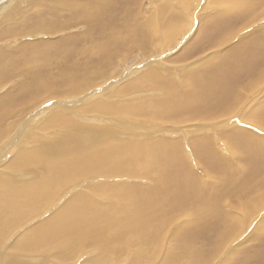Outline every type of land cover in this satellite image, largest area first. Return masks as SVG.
<instances>
[{
    "label": "rangeland",
    "instance_id": "obj_1",
    "mask_svg": "<svg viewBox=\"0 0 264 264\" xmlns=\"http://www.w3.org/2000/svg\"><path fill=\"white\" fill-rule=\"evenodd\" d=\"M49 1H55V5H50ZM226 1L0 0V71L8 69L7 74L3 76L5 80L0 83V97L7 99L6 107L9 106L10 109L9 121L0 122V173L10 177L13 174L12 177H18L20 182H33L36 178H46L47 165L51 159L64 158L73 153L83 157L86 153L92 154L93 150L111 144V141H117L118 144H136L137 148L138 143L155 144L157 139L171 143L163 151L152 172L86 174L82 177L83 180L80 177V181L75 179L78 182L72 180L71 185L66 183L67 188L59 189L57 195H52V200L55 197L53 201L25 213L19 220H12L7 229L0 233V264H90V261L101 253L100 246L95 242L91 243L92 246L88 242L84 247L71 251L68 256H63V251L57 249L60 247L54 242L43 245L45 248L38 246L28 251L25 249V238L37 224L60 209L74 193H87L94 201L111 206L112 201L116 204L120 199L115 195L116 190L124 186L138 185L142 189H137L146 193L147 203L167 201L171 196H175V193L162 187L165 183L170 186L175 178L190 186V193L194 191L201 194L203 201L210 202L215 198L216 204L204 207L205 213L203 209L176 207L172 211L174 216L169 217L171 222L164 219L161 223L165 224L162 230L154 225L158 236L151 241L148 252L139 254L137 251L141 250L143 245L130 243L124 246L125 251L118 256L112 255L107 264H264V204L263 200L258 202L259 196L264 195V184L256 189L247 186L253 174L257 173L254 170V167H257V157L264 163V126L258 127L250 122L259 121L258 117L264 106V77L260 75L264 72V66L259 67L255 73L251 71L250 77L243 80L245 65L249 63L251 54L264 48V19L247 24L248 21L243 18L239 25L236 20L228 21L226 26H235L233 31L223 43L211 44L217 33L215 27L223 25L227 16L237 12L224 10L227 8ZM236 1L242 6L247 5L252 15L257 12L255 8L259 0ZM64 2L68 3L67 6ZM125 3L128 7L135 8L133 12L137 13L134 12V21L141 23L152 17V26L148 27L150 30L147 33H144L147 27H136L133 36L126 40L122 38V42L126 41L123 43V49L118 41V37L122 36L121 32L115 34L114 28L108 27L105 17L112 15L114 23L120 26L119 18ZM80 6L85 9L82 13L77 11ZM118 11L120 14L116 15ZM85 16H90L89 20L85 19ZM200 30L206 34L202 31L200 33ZM85 33L90 35L87 41L82 38ZM75 37L76 40L71 39ZM30 43H39L35 46L40 50L29 59L27 50ZM101 56H106L107 59L101 60ZM244 56H247V59L241 63ZM197 59L198 61H195ZM75 61L80 65L78 73L83 78L79 79V83L87 82L84 90L64 93L66 87L72 86L73 82L68 78L60 79L58 83H50L55 88L49 98L30 106L32 81L30 80L31 83L27 87L25 85L31 75L34 76L31 79L36 80L38 67L45 68L44 71H39V74L46 75L47 79L61 78L62 71L68 67L74 68L72 63ZM240 63L243 68L237 69V78L242 83L238 88L241 91L249 90L248 96L240 103V109L237 110L240 112L235 111L223 116L225 111L233 108L230 100L224 103L225 107H217L208 87L212 84H224L232 73L225 70ZM198 71L205 72L201 82L188 81L189 77ZM60 73L61 75H58ZM67 75L74 77L69 71ZM140 79L141 82L150 84L137 85ZM194 89H197L196 101L191 103L189 119H182L180 123L154 122L138 115H130L128 111H120V107L134 108L141 100H152L150 103L164 101L166 104L172 97L174 100H183L189 92L193 94ZM56 93L64 94L55 95ZM236 93L237 90H233L230 96H227L232 99ZM181 103L179 105L184 109ZM171 116L176 119L178 117L176 104L173 105ZM208 116H216L217 119L210 123L202 122ZM54 118L58 119L53 121ZM194 120L199 124H195ZM200 125L207 127L206 130L199 129ZM79 128L99 139L91 137L92 140L80 144L79 148H67L70 139L79 133ZM200 137L209 141V154L205 157L202 151L205 152L208 143L205 145L203 140L196 145L194 142ZM50 143L60 149L53 154L42 151L45 145ZM36 148L39 153L45 154L36 167L13 169L7 165L18 151H32ZM209 149L214 150L213 154ZM175 150L180 155L179 167H173V164L166 160ZM211 155H214L215 166L219 168L214 167L212 161L205 159ZM204 160L208 164H203ZM220 164H225L227 169L222 171ZM261 167V171L264 170ZM217 173L222 181L232 176L231 181L241 182L242 190L239 193H231V190L225 192L223 182H218L217 177L214 178ZM101 185L108 187L104 186L103 191V188L97 187ZM116 185L119 186L116 188ZM177 186L178 184H175V188ZM252 198L253 202L260 205H254L256 212L250 214L243 227L231 221L234 208L243 206ZM211 208L214 212H211ZM227 231L242 232L234 239L223 241ZM130 236L134 237L136 234ZM176 250H189L186 260L185 256L180 255L172 259L171 254Z\"/></svg>",
    "mask_w": 264,
    "mask_h": 264
},
{
    "label": "bare ground",
    "instance_id": "obj_2",
    "mask_svg": "<svg viewBox=\"0 0 264 264\" xmlns=\"http://www.w3.org/2000/svg\"><path fill=\"white\" fill-rule=\"evenodd\" d=\"M212 1H215V0H212ZM219 1L222 3V1H224V0H219ZM250 1H253V0H250ZM66 2H64V4H66V6H67L68 3H66ZM69 2H70V4L72 3V1H69ZM226 2H227L226 3L227 8L225 7L224 10H227V11L236 10L237 12H235V13L233 12V14H231L230 16H227L224 19L223 25H219V26L215 27V31H217V33H216L215 39L212 42L210 41L211 44L223 43V41L228 37V34L233 31L235 26H233V25L232 26H226L228 21L233 22L234 20H236L237 25H239L242 22L243 18H246V20L248 21L247 24L257 23L258 19L259 20H262V18L264 19V0H259V3L257 4V7L255 8L257 12L255 14L253 12V15L250 12L247 5L242 6V4L237 2L236 0H227ZM49 3H50V5H55V1H49ZM184 3H186V2H184ZM37 4H38V2H37ZM83 5H85V4L83 3ZM130 6H132V5H130ZM187 6H188V4H187ZM80 7L81 8H77V11L82 13V11H84L85 9L83 6H80ZM138 7H139V5H138ZM223 8H224V6H223ZM42 9H44V8H42ZM134 9L131 7H128V5L126 3L124 4V6L121 10V17L119 18V21H121L120 26H117L114 23V17L112 15L109 14V15H106V17H105L106 18L105 21H107L108 27L114 28L113 30H114L115 34L118 35L119 32H121L122 36H121V38L118 37V41H120V45L122 46L123 49H124L123 43L126 41L122 42V38H124V40H126L129 37L133 36L135 33V30H136L135 29L136 27H139V26H140L139 28H142L143 26L147 27V31L144 30V33H147L150 30V29H148V27L152 26V22H151L152 17L148 21L147 20H145L143 22L140 21L141 23H138L136 20L134 21L133 17L137 13L134 11L135 12V14H134V12H133ZM42 12L44 13V11H42ZM115 14L116 15L120 14V11H118ZM219 16H221V15H219ZM223 16H225V15L223 14ZM89 18H90V16H85V19L89 20ZM99 22H100V20H99ZM148 22H151V23H148ZM148 24H150V25H148ZM123 25H125V26H123ZM115 26H117L116 29H115ZM57 27L60 28L61 26L57 25ZM165 28L167 31V27H165ZM198 31H199V29H198ZM201 31L202 30H200V33H201ZM150 33H151V31H150ZM202 33H203V31H202ZM203 34H206V33H203ZM85 35H83L82 38L85 39V41L89 40L90 35H87L86 33H85ZM71 39L76 40L77 38L75 37V38H71ZM112 42H113V40H112ZM132 42H133V40H132ZM114 43H115V41H114ZM35 45H39V43H30V46L28 45L29 50H27V57H29V59L32 56L37 55L39 50H40L39 47H36ZM251 55H252V57H251L249 63H247L245 65L246 72L243 76V80L250 77V74H252L251 71L253 73H255L257 71V69H259V67L264 66V48H260L257 51V53H252ZM37 57H41V56H37ZM109 57H111V56H109ZM103 59H107V57L101 56V60H103ZM246 59H247V56H244L241 60V63ZM195 61H198V59ZM199 61H201V60H199ZM76 62L77 61L72 63L74 68H72V67L66 68V70L62 71L63 73L61 72L62 73L61 78H55L54 77V79L53 78L47 79L46 75L44 76V75L39 74V71H44L45 68H41L42 66L38 67V70L35 73L37 75L36 80L31 79L34 77V76L32 77V75H31V78L27 81L26 85L24 84L25 87H27L28 84L31 83V81H32L31 89H30L32 98L29 100L30 106H35V105L39 104L41 101L49 98L53 94V91L55 88L53 85H50V83H58L60 81V79L66 80L68 78L69 80H71L73 82L72 86H70L68 88L66 87V89L64 90L66 92H64V93H67L68 91H74V90H84V88L87 86V82H85L84 84L81 82L79 83V79L83 80V78L80 77V74L78 73L80 65ZM75 63H76V65H75ZM241 63L239 65L229 66L225 70L227 72H232V73H231L230 79L227 80L226 82H224V84H221V85L220 84H212L208 87L212 91L210 96L214 97V102H215L217 107H219V108L225 107L224 103L229 102V100H230L231 106H233V108L230 111L229 110L225 111L223 113V116L233 114L235 111L239 110L240 106H241L240 103H242L245 100V98H247V96H248L249 90L245 89V90L241 91V89L238 88V86L242 83L241 80L238 79L239 76L237 74V69L243 68V66H241ZM210 69H211V67H210ZM68 71H69V74L74 75V77L68 76L67 75ZM70 71H72V72H70ZM7 72H8V69H3V71L2 70L0 71V83L5 80V77H3V76L6 75ZM99 72H101V71H99ZM200 72L201 71L193 73L189 77L188 81L189 80L194 81L195 83L201 82V78L205 76V72H201V74H197ZM61 73L58 75H61ZM260 75L262 77H264V72H261ZM215 76L217 78L219 77L217 74ZM76 82H78V83H76ZM139 84L149 85L150 83L141 82V79H140V81H138L137 85H139ZM22 89H23V86H22ZM24 89H23V91H24ZM233 90H237V93L231 99L227 95L230 96V92ZM196 92H197V89H194L193 94H192V92H189L183 98V100H180V99L174 100V98L172 97V98H170V101L167 104L164 103V101L161 103H157V102L150 103L152 100L151 101L141 100L137 103V105L134 108L122 109V107H120V111H123V112L128 111V113L130 115H134V116L138 115V116L142 117V119L144 118L146 120L148 119V120H152L154 122L155 121H162L164 123L165 121H170V122L171 121L172 122L177 121V123H180L182 121V119H183V121L189 119L188 112H189L190 108H192L191 103L196 101L195 100L196 99L195 94H197ZM64 93H56L55 95L64 94ZM87 95L89 96L90 94H87ZM3 97H0V122L7 121V120L9 121L8 115L10 114L9 106L6 107V104L8 103V101H7V99H4ZM241 98H242V100H240ZM181 101H184V103H181ZM179 103H181V105H182V107H184V109H182L180 107ZM175 104H176V107L178 109L177 119L175 118V116H173V117L171 116V110L173 108V105H175ZM5 107L7 108V110L5 109ZM208 109L211 110V108H208ZM237 112H240V111H237ZM134 116H132V117H134ZM57 119L54 118L52 120L54 121ZM216 119H217L216 116H213V117L208 116V118L204 119L203 121L202 120H200V121L210 123V121H215ZM258 119H259L258 122L256 120L250 121V122L253 123L254 125L258 126V127L264 126V106L262 107V111H261L260 117H258ZM12 120H13V117H12ZM196 122H197V120L195 121V124H199ZM66 125H68V124L66 123ZM177 126H179V125H177ZM193 126H192V128H193ZM205 126H206V124H205ZM64 127H66V126H64ZM206 128L207 127H202V126L199 127V129H201V130H206ZM8 130H10V129H8ZM69 130H72V129H69ZM73 130H75V129H73ZM82 130H83V128H79V133L77 134V136L70 139L69 144L67 146L65 144L64 145L67 148L71 147V148L76 149V148H79L80 144H83L89 140H92L91 139L92 134L89 132H86V131L82 132ZM7 133H8V131H7ZM102 134H104V133H100V135H102ZM149 134H151V133H149ZM119 135H117V136H119ZM70 136H72V135H70ZM146 136H151V135H146ZM3 138H4V136H3ZM97 138L98 137H96V140H97ZM225 138H226V141H228V138L226 136H225ZM150 139H151V137H150ZM210 139H211V137H210ZM127 140H129V139H127ZM201 141H203L205 143V145H206V143H208L207 148L204 147L205 152L202 151L203 156L205 157V155L209 154L208 153L209 141L204 137L203 138L200 137L199 139H196L194 142L196 145H198L199 143H201ZM150 142H152V140ZM203 142H202V144H203ZM231 142H233V141H231ZM170 144L171 143L167 142V140L157 139L155 141V144L138 143L139 146L137 148L136 144L126 143V142H122L121 144H118L117 141H115V142L111 141V144L108 143V145H105L100 149H96L95 151L93 150L92 154L87 155V153H86V155L83 157H79V155H75L73 153V154H68V156H64V158L51 159V161L47 165L48 175L46 176V178L44 180H39L36 178L37 180L35 179L33 182H29V181L20 182L21 180L18 181V179H17L18 177L17 178L12 177V176H14L13 174H11L12 176L10 177L6 174L0 173V233L3 230L7 229V227L12 222V220H17V219L19 220V218H21L25 213L32 212L33 210L40 208L45 203L50 202L52 200V195L54 193H56V195H57V191L59 189L61 190L67 186L66 183H68V184L70 183L69 185H71L72 180L74 181L75 179H79L80 177L82 179V177L85 176L86 174H92V175L101 174L102 175V173L108 174V172H111V173L117 172L118 174H121V171L130 172V173H139V172L143 171V174H145L147 172H152L155 169L156 164L160 161V158H161L163 151L168 146H170ZM230 144H232V143H230ZM45 146L46 147H44V149L42 151L49 152L50 154L51 153L53 154L56 150L60 149V147L55 146L54 144H51V143H50V145H45ZM40 147L41 146H39V148ZM175 148H177V147H175ZM199 149H201V148H199ZM68 150H70V149H68ZM209 151H212V149H209ZM213 152H214V150L212 151L211 154H213ZM44 155L45 154L39 153V150L37 148L33 149L32 151L23 149V150L18 151L16 153V155L8 162L7 165L13 169H16V168H18V169H26L27 168L28 169L30 167H34L37 164L39 165L40 159L43 158L42 156H44ZM213 156L214 155H211L209 157H206L205 159L212 161L214 167L219 168V167L215 166L216 161L213 158ZM166 160H167V162L172 163L173 167H179L181 165L180 155H179V152L177 150H175L173 152V154L171 156H169ZM202 162H204L203 164H208V162L206 160H204ZM254 162H255V160H254ZM261 164H262V159L257 157V159H256V166L257 167H254V170L257 173L253 174V176L251 177L250 182L247 186L256 189L258 186H261L262 184H264V170L261 171V169H260ZM220 165L222 166L220 168H223L222 171L227 169L225 164H220ZM261 168H264V163L262 164ZM218 173L214 176V178L217 177L216 180L218 182H223V184L225 185V186L223 185L225 192L231 190V193H239L242 190V183L241 182L231 181L232 176H228L227 178H224L222 181L221 180L222 178L219 176ZM81 179H79V181ZM73 181H72V183H73ZM75 182H78V180L77 181L75 180ZM165 184L166 185L164 187H162V189L169 188L171 192L175 193V196H171V198H168L167 201L157 200V201H153L150 203H147V200L145 198L146 193H144V192L142 193L141 186L139 187L137 184H135L137 186H134V187H132L131 185L130 186H124V187H121V189L119 188L118 190H116V193L115 192L114 193L120 199L116 204L114 203V201H112L114 205L112 204L111 206H107V204L104 206V205L100 204V202L94 201V198L89 197L90 195L88 196L87 193H82L81 191H80L81 193L80 192L74 193L69 197V199L66 201V203H64L62 205V207H60V209L53 212L49 218H47L46 220H43L42 222L37 224L35 226V228L33 229V231L31 233L30 232L28 233L29 235H27V237L25 238V249L29 251L31 248L33 249V248H36L38 246L41 248H45V247H43V245L50 244V243L54 242L55 244H58L60 247L57 249L63 251V256H68L71 253V251L74 252L75 249L81 248L83 245L87 244L88 242H90V244L95 242L100 246L101 253L99 254V256L97 258L91 260L90 264H107L108 260L111 258L112 255L118 256L124 250V246L130 245V243L137 244V245H140V244L143 245L141 247V250L137 251V252H139V254H141L145 251L148 252L149 251L148 247L151 245V241L153 242L154 237L158 236L157 231H155L154 225L156 224V226L159 227L160 230H162L163 229L162 227L165 224H161V223L163 222L164 219H166L165 221H170L169 217L174 216L172 211L176 207L184 206V207L195 208V209L200 210V209H203L204 207H212L214 204H216V202H214L215 198H213L214 199L213 201L210 200V202L205 201V200L203 201L201 194H196L194 191H192L194 194L190 193L191 192L190 186L180 183L177 178H175L174 182L170 186L168 185V183H165ZM175 184H178L177 188H175ZM104 186H107V185H104ZM104 186L101 185V186H97V187H98V189H101ZM118 186L119 185H116L115 187L117 188ZM221 186H222V183H221ZM109 187H110V185H109ZM137 187H139L141 189L139 190V189H137ZM104 188H103V191L105 190ZM84 189H86V188H84ZM112 189H115V188H112ZM67 190H66V192H67ZM233 190L236 192H232ZM66 192H62V193L65 194ZM100 192H101V190H100ZM184 192H185V194H184ZM59 194H60V192H59ZM84 194L85 195L87 194V196H85ZM53 198L55 199V197H53ZM149 199L151 200L152 198L149 197ZM262 200H263V204H264V195L259 196L258 202H261ZM254 205L257 207V205H260V204L253 202V198H252L251 200L248 199L247 202H245V204L243 206L235 207L233 210L234 214L231 216V219H232L231 221H235L239 226L243 227V225L246 223V221H248L250 214H253V211H255ZM203 212L205 213L204 209H203ZM208 212L210 213V209H208ZM211 212H214L212 208H211ZM165 214H167V215H165ZM206 218H209V217H206ZM193 222L195 223L196 221H193ZM197 225H198V222H197ZM167 226H168V224L165 227H167ZM241 232L237 231V232H229L228 233V231H227L225 237H223V241H226L229 238L234 239ZM131 234H136V236L131 237L130 236ZM238 240H239V238H237L236 241H238ZM91 246H92V244H91ZM16 250H14V251H16ZM17 252H18V250H17ZM57 252L58 251H56V253ZM52 253H54V252H52ZM179 253H182V254H179ZM188 253H189V250H187L186 252H184L182 250L181 251L176 250L171 254V257H173L172 259H174L177 257V255H180V256H185V260H186ZM197 253H199V252H197ZM66 259H68V258H66Z\"/></svg>",
    "mask_w": 264,
    "mask_h": 264
}]
</instances>
